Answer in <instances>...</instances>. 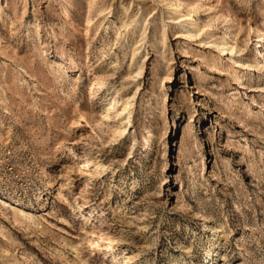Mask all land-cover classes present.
Masks as SVG:
<instances>
[{
  "label": "rangeland",
  "instance_id": "rangeland-1",
  "mask_svg": "<svg viewBox=\"0 0 264 264\" xmlns=\"http://www.w3.org/2000/svg\"><path fill=\"white\" fill-rule=\"evenodd\" d=\"M180 1L264 65V0ZM172 2L0 0V264H264V76Z\"/></svg>",
  "mask_w": 264,
  "mask_h": 264
},
{
  "label": "bare ground",
  "instance_id": "bare-ground-1",
  "mask_svg": "<svg viewBox=\"0 0 264 264\" xmlns=\"http://www.w3.org/2000/svg\"><path fill=\"white\" fill-rule=\"evenodd\" d=\"M139 1L140 2L145 1V2L149 3L152 0H139ZM172 3L174 6L173 8H171L172 5H167V13L169 15L171 14L168 22L170 24L174 25L175 27H177L178 30H182L184 32L185 36H189L190 38L195 39V40L200 39L201 42H204L205 40L211 39L210 43L213 46H215L217 49H219V51L221 53L226 54L227 56L230 55L234 58H237L239 60V62L236 61V64H237L236 66L242 70H245L246 74H250L251 71H254L257 74V78L264 76V65L261 66L260 68L255 69L254 65L256 62V57H255V55L252 56L250 53H247V49H246L247 44L245 41L240 42L238 39L233 38V36H231L229 34L230 33L229 29L226 28L225 31L223 32L225 35V38H226V42L225 41L223 42L222 41L223 39L217 37V32H215V31L213 33L209 32L210 30L213 29V24H212L211 20H207L205 22V25L203 27L201 26L200 18L198 16V12H197L198 10L195 8V4H189V5L185 6L182 4V2L180 0H173ZM169 6H171V7H169ZM163 9L164 8L161 6H160V8L158 6H155L154 11H153L154 12L153 17H155L158 13H164ZM123 21H125L126 23L123 24V28L121 31L126 32L127 30H131L132 27L130 26V24H128L130 22V18L126 16ZM167 31H168L167 26L162 25V30H161L162 38H161V42H160V46L162 48H165L167 41H168V40L166 41ZM120 36L121 35H119V38H120ZM235 36L237 37L238 35L236 34ZM257 37L261 39L262 35L257 34ZM146 40H147V38L145 36H143V38L138 41L139 44H138L137 48H141L143 46V44L146 43ZM261 43H262V45L260 46V48L264 49V40H261ZM117 45H118V42H117ZM239 46H240V49H239ZM116 48H117V46L115 47V49ZM137 51H138L137 49H134L133 55L131 57L130 65L135 64V61L137 60L136 59V52ZM240 52L242 54L238 55V53H240ZM261 53L263 54V52H261ZM141 68H143V67H140V69ZM140 69L138 70V73H139ZM119 94H120V92H116V98ZM117 103L118 102L115 101L116 105H117ZM130 105H131L130 100L125 101L122 104V106H123L122 112H125L127 109H129L128 107ZM127 129H128V127L122 126L119 129V133L123 134L124 132H126ZM148 134H149L148 141H146L147 138H145L143 145H142V148L144 147V152H148L151 149L152 143H153V140H152L150 133H148Z\"/></svg>",
  "mask_w": 264,
  "mask_h": 264
}]
</instances>
